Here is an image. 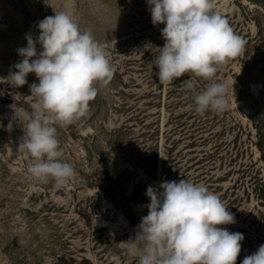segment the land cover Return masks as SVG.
<instances>
[{
	"label": "rangeland",
	"instance_id": "rangeland-1",
	"mask_svg": "<svg viewBox=\"0 0 264 264\" xmlns=\"http://www.w3.org/2000/svg\"><path fill=\"white\" fill-rule=\"evenodd\" d=\"M214 3L246 45L215 76L230 109L201 115L194 94L212 81L186 73L161 86L149 65L165 25L153 26L147 0H0V264H138L124 241L148 214V186L165 180L206 185L228 206L236 223L221 227L244 235L236 264L264 244V0ZM60 11L91 31L117 71L87 117L57 126L76 175L56 188L29 176L18 150L26 125L11 107L30 111L39 81L30 73L14 88L2 78L22 59L26 34Z\"/></svg>",
	"mask_w": 264,
	"mask_h": 264
},
{
	"label": "clouds",
	"instance_id": "clouds-1",
	"mask_svg": "<svg viewBox=\"0 0 264 264\" xmlns=\"http://www.w3.org/2000/svg\"><path fill=\"white\" fill-rule=\"evenodd\" d=\"M153 26L164 24L159 55L149 63L158 68L161 86L184 74L212 81L194 94L195 112L222 114L230 109L228 86L215 79L218 66L240 56L246 41L236 34L227 18L214 11V0H147ZM39 35L26 34L22 59L2 83L19 88L35 74L30 85L34 102L30 111L11 105L14 120L26 125L18 150L30 157L27 172L40 184L60 188L75 175L73 165L62 159L57 126L66 127L87 117L90 101L114 78L117 68L90 30H81L66 11L37 22ZM37 44L40 45L38 52ZM187 87L192 88L190 81ZM9 124V128H11ZM145 205L134 237L124 241L128 255L138 264H236L244 235L230 232L234 214L206 185L187 179L148 186ZM242 264H264V244Z\"/></svg>",
	"mask_w": 264,
	"mask_h": 264
}]
</instances>
